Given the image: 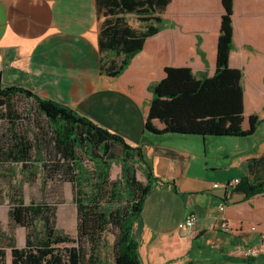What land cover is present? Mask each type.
Returning a JSON list of instances; mask_svg holds the SVG:
<instances>
[{"label":"crops","instance_id":"obj_1","mask_svg":"<svg viewBox=\"0 0 264 264\" xmlns=\"http://www.w3.org/2000/svg\"><path fill=\"white\" fill-rule=\"evenodd\" d=\"M234 3L229 65L243 71V128L253 115L261 122L251 136L216 139L155 135L145 124L149 87L167 67H190L197 78L215 74L222 0H171L157 13L161 30L119 77L101 72L102 57L113 55L100 50L108 16L97 0H0L2 88H24L68 105L132 147L141 146L152 165L156 179L132 230L142 264H264V193L249 198L236 189L239 184L214 187L234 179L264 181V0ZM123 16L138 32L146 29L135 14ZM191 212L198 216L196 227L180 230ZM223 219L230 231L220 228ZM246 248L259 255L246 258Z\"/></svg>","mask_w":264,"mask_h":264},{"label":"trees","instance_id":"obj_2","mask_svg":"<svg viewBox=\"0 0 264 264\" xmlns=\"http://www.w3.org/2000/svg\"><path fill=\"white\" fill-rule=\"evenodd\" d=\"M99 11L108 16L101 31V53H110L101 60V72L119 77L132 59L143 50L148 37L157 34L163 23L161 14L171 0H97ZM218 39L217 69L213 76L197 78L190 67H167L165 77L149 87L153 95L145 124L147 133L199 137H248L255 133L259 116L250 117V126L243 128V71L231 68L229 59L234 49V0H222ZM135 14L147 27L138 32L125 20ZM202 39L198 38V51ZM24 97L32 101L38 112L49 120L53 165L41 158L48 179L59 178L74 187L78 236L72 238L56 228L57 207L48 200L26 204L23 197H11L9 219L11 229L27 230L26 246L0 229V264L6 262V248L11 249L12 264H142L139 244L132 236L133 225L140 217L145 199L156 179L145 159L141 146L132 147L119 134L110 132L66 104L42 99L19 87L0 85V117L17 118L14 100ZM4 109V113L2 112ZM159 121L163 128H159ZM40 152V151H39ZM38 152V153H39ZM6 161L29 168L33 145L27 140L15 142L6 153ZM121 163V179L111 180L113 163ZM142 166L146 182L137 176ZM45 179L44 186H46ZM253 197L264 193V181L254 184L241 179L236 188ZM17 197V196H16ZM119 199L124 203L115 206ZM2 201H0L1 203ZM38 222L43 229L38 231ZM113 231L111 260L101 255L105 233ZM5 241H8L5 244ZM72 244L61 248L59 245Z\"/></svg>","mask_w":264,"mask_h":264},{"label":"rangeland","instance_id":"obj_3","mask_svg":"<svg viewBox=\"0 0 264 264\" xmlns=\"http://www.w3.org/2000/svg\"><path fill=\"white\" fill-rule=\"evenodd\" d=\"M135 22L136 24L141 23L138 20ZM14 109L17 118L10 120L7 117H0V201H2L0 203V229L3 234L15 238L18 247L26 246L27 230L22 227L11 229L9 219V209L13 203L11 197L22 196L26 204H30L32 201L48 200L55 205L57 207L56 228L72 238H77L78 219L74 203V187L71 183L62 182L59 178L48 179L45 177V169L41 163L42 158L48 165H53V160L50 158L53 150L50 144L52 136L49 120L38 112L32 101L22 96L15 98ZM2 112L4 113V109ZM212 138L218 139L219 137ZM21 139L27 140L33 145L32 160L29 163V168L26 169H23L21 164L6 161L7 151ZM120 165V162L113 163L110 173L111 180L118 182L121 179ZM137 176L139 180L146 179L143 167L140 165ZM45 179H47L46 186H44ZM124 200V198H118L115 206L123 204ZM42 224V222H38V231L43 229ZM105 241L101 247V255L104 259L111 260L112 245L115 241L113 231L105 233ZM7 242L5 241V244ZM71 245L59 246L64 248ZM6 262L12 264V253L9 248H6Z\"/></svg>","mask_w":264,"mask_h":264},{"label":"built area","instance_id":"obj_4","mask_svg":"<svg viewBox=\"0 0 264 264\" xmlns=\"http://www.w3.org/2000/svg\"><path fill=\"white\" fill-rule=\"evenodd\" d=\"M240 183V179H234L232 181H229L226 184H219L216 183L214 184L215 188L221 187V186H225V187H231V188H235L238 184ZM226 209V204L225 203H221L219 205V210L221 212H224ZM198 223V216L196 213L191 212L187 215V217L185 218V220L183 221V223L181 222L179 224V229L182 231H186L189 229H192L194 227H196ZM220 228L226 231H230V225L228 224L227 220H224L221 222ZM243 255L246 256V258H254L257 257L259 255V252L257 249L255 248H246L245 250H243Z\"/></svg>","mask_w":264,"mask_h":264}]
</instances>
